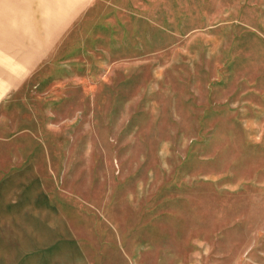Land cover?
Returning a JSON list of instances; mask_svg holds the SVG:
<instances>
[{"label": "rangeland", "instance_id": "374dc122", "mask_svg": "<svg viewBox=\"0 0 264 264\" xmlns=\"http://www.w3.org/2000/svg\"><path fill=\"white\" fill-rule=\"evenodd\" d=\"M0 264H264V0H0Z\"/></svg>", "mask_w": 264, "mask_h": 264}]
</instances>
